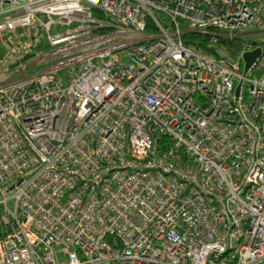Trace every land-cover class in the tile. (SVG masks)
Listing matches in <instances>:
<instances>
[{
	"label": "built area",
	"instance_id": "obj_1",
	"mask_svg": "<svg viewBox=\"0 0 264 264\" xmlns=\"http://www.w3.org/2000/svg\"><path fill=\"white\" fill-rule=\"evenodd\" d=\"M263 11L0 0V41L30 54L0 84V264H264L263 47L216 60L181 38Z\"/></svg>",
	"mask_w": 264,
	"mask_h": 264
},
{
	"label": "rangeland",
	"instance_id": "obj_2",
	"mask_svg": "<svg viewBox=\"0 0 264 264\" xmlns=\"http://www.w3.org/2000/svg\"><path fill=\"white\" fill-rule=\"evenodd\" d=\"M67 27L57 28L53 27L51 30V34L54 35L56 33H61L64 30H66ZM234 38H241L246 43H252V42H259L264 43V11L261 15H259L256 20L253 22L252 25L248 26L247 28L237 30L232 33V39ZM26 39V37H20L14 36L7 39H2L0 41V84L5 82L6 80L12 78L15 75L16 69H11L10 66L15 64L16 60L17 63L20 60H23V58L29 56V48H27L23 41ZM230 39V40H232ZM254 46H244V48H253ZM241 50V51H242ZM264 50V46H263ZM240 51V52H241ZM219 59H230L228 55L221 51H217ZM239 56V55H238ZM238 56L235 59H230L231 61H237ZM223 59V60H224ZM237 59V60H236ZM244 68L243 59H242V69ZM40 67H37L36 70H40Z\"/></svg>",
	"mask_w": 264,
	"mask_h": 264
},
{
	"label": "trees",
	"instance_id": "obj_3",
	"mask_svg": "<svg viewBox=\"0 0 264 264\" xmlns=\"http://www.w3.org/2000/svg\"><path fill=\"white\" fill-rule=\"evenodd\" d=\"M210 36L207 34H196V33H184L182 34V42L188 48H191L201 54L207 55L213 59H219L217 51L221 50L225 52L230 59H235L244 46L263 47L264 43L252 42L246 43L241 38H234L232 40L224 39L219 37L214 44L210 43ZM30 56L23 58L20 61L29 60ZM19 61V62H20ZM18 62V63H19ZM17 60L15 64L11 65L10 68H17Z\"/></svg>",
	"mask_w": 264,
	"mask_h": 264
},
{
	"label": "water",
	"instance_id": "obj_4",
	"mask_svg": "<svg viewBox=\"0 0 264 264\" xmlns=\"http://www.w3.org/2000/svg\"><path fill=\"white\" fill-rule=\"evenodd\" d=\"M259 56H260L259 49H256L252 52H246L243 54L242 59H243V64H244V68H243L244 74L250 70V68L255 63V61L257 60ZM239 90H240V86H238L236 89L237 96H238Z\"/></svg>",
	"mask_w": 264,
	"mask_h": 264
}]
</instances>
